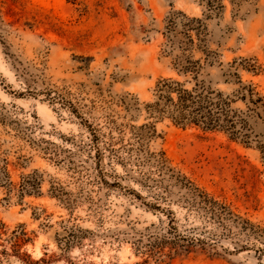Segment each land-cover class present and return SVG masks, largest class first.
Masks as SVG:
<instances>
[{
	"label": "rangeland",
	"instance_id": "obj_1",
	"mask_svg": "<svg viewBox=\"0 0 264 264\" xmlns=\"http://www.w3.org/2000/svg\"><path fill=\"white\" fill-rule=\"evenodd\" d=\"M193 19L212 86L234 72L264 95V0H0V264H264L241 228L264 229V155L168 119L137 134L158 83L186 80L169 37ZM162 153L235 222L164 178Z\"/></svg>",
	"mask_w": 264,
	"mask_h": 264
},
{
	"label": "trees",
	"instance_id": "obj_2",
	"mask_svg": "<svg viewBox=\"0 0 264 264\" xmlns=\"http://www.w3.org/2000/svg\"><path fill=\"white\" fill-rule=\"evenodd\" d=\"M193 22L202 24L201 20H189V23L185 25L189 29L187 32L181 33L183 35L181 39H178L176 34H171L169 37L170 44L184 51L175 57L174 64L178 75L183 76L186 80L180 82L165 79L158 83L155 101L146 105L149 118L155 121L139 128L140 132L137 133L139 139L147 140L148 137L156 133V123L168 119L177 127H198L206 132L224 133L233 141H240L246 146L256 147L264 155V95L257 91L253 85L244 83L241 76L234 72L224 75L225 83H234L239 86L231 93L215 89L212 86V81L204 77L202 59L194 61L190 55H186V51H189L195 43L190 34V24ZM171 23L174 25L175 21L173 20ZM197 34L199 45L205 46L207 42L205 35ZM205 60H209L208 55ZM121 100L127 106L128 111L134 108V105L131 101L128 102L126 97H122ZM151 158L157 164L159 172L164 178L167 176L174 186L184 189L185 196L208 211L212 218L217 219L221 224L229 219L235 222L233 217H228L229 215L235 216L229 206L210 197L181 171L170 168L163 153L161 155L153 154ZM29 185L33 189L39 188V184L28 182L22 186L25 189ZM12 187H14L12 182H9V188L14 190L15 188ZM240 219L238 217L236 222ZM242 223L247 225V227L242 226V229L248 230L249 228L252 232L250 234L264 244V235H261L264 233V229H260L259 226L248 220H243ZM0 226L3 225L0 224ZM255 229H259L261 234L253 232ZM15 239L14 246H18V238L15 237ZM187 239L182 237L184 241ZM191 241L192 243L201 242L200 240ZM182 250L190 252V249Z\"/></svg>",
	"mask_w": 264,
	"mask_h": 264
}]
</instances>
